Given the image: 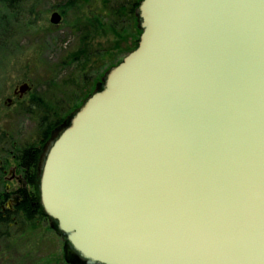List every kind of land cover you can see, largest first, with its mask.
I'll list each match as a JSON object with an SVG mask.
<instances>
[{
    "label": "water",
    "instance_id": "1",
    "mask_svg": "<svg viewBox=\"0 0 264 264\" xmlns=\"http://www.w3.org/2000/svg\"><path fill=\"white\" fill-rule=\"evenodd\" d=\"M139 18L50 147L45 214L83 264H264V0H143Z\"/></svg>",
    "mask_w": 264,
    "mask_h": 264
},
{
    "label": "rangeland",
    "instance_id": "2",
    "mask_svg": "<svg viewBox=\"0 0 264 264\" xmlns=\"http://www.w3.org/2000/svg\"><path fill=\"white\" fill-rule=\"evenodd\" d=\"M123 1L23 0L10 10L0 0V165L6 164L8 176L13 156L41 145V120L61 122L51 147L85 96L98 92L113 65L137 45L133 21H112ZM54 13L61 17L58 25L51 23ZM24 84L29 89L21 94ZM36 102L44 108H35ZM37 221L0 229L7 234L0 238V264H80L68 256L70 246L54 224Z\"/></svg>",
    "mask_w": 264,
    "mask_h": 264
},
{
    "label": "flooded vegetation",
    "instance_id": "3",
    "mask_svg": "<svg viewBox=\"0 0 264 264\" xmlns=\"http://www.w3.org/2000/svg\"><path fill=\"white\" fill-rule=\"evenodd\" d=\"M142 1L137 0L132 2L133 6L138 4L135 8L136 15L138 16ZM15 95H17L16 91L14 92ZM18 97L21 98L22 96L19 95ZM45 122L43 121V123ZM40 141L41 145L24 148L19 152V155L13 156L16 165L9 169V176L7 175L6 164L0 165V172L3 176L0 178V186L4 185L3 192L0 194V215L5 220L12 222L8 225L9 228L19 225L18 215L22 216V205L25 202H28L27 208L35 207V210L32 212L35 214V222L39 221V219H41V223H49L50 221V218L43 210L40 194V178L43 164L50 150V141L49 137H42ZM30 158H32L31 162ZM66 252L69 257H72V259L81 264V261L70 247Z\"/></svg>",
    "mask_w": 264,
    "mask_h": 264
},
{
    "label": "trees",
    "instance_id": "4",
    "mask_svg": "<svg viewBox=\"0 0 264 264\" xmlns=\"http://www.w3.org/2000/svg\"><path fill=\"white\" fill-rule=\"evenodd\" d=\"M2 1H3V3H5L7 9L9 8L10 10H12V9H14V7L16 5L20 4L23 0H2ZM137 6H138V4H136V6H133V3H132L131 0H124L122 3H120L119 5H117L116 8L113 9V12H112L113 15L111 16L112 17V21L115 24L116 23L117 24L121 23L122 25H124L126 23H130V21H133L134 22V25H136V29L138 30L139 37H138L137 45L135 46V48H133L132 50H130L129 53L132 52V51H134L137 48L138 43H139V38H140V35L142 33V30L140 28V18H139L138 15H136V12H135V8ZM121 62H119L117 65H113V67L110 69V71L113 68H115L116 66H118ZM101 89H103V86L100 87V88H98L99 91ZM92 95L85 96V98L83 100V103L79 107V109L85 104V102ZM36 98L37 97H35V100L34 101H36ZM34 105H35V108H37V107L39 109H41V108L43 109L44 108V105L41 102H36ZM77 111L75 113H77ZM45 120H46V122H45ZM43 121L45 123H43ZM70 121L71 120H69L68 122H66V124H64V128L69 125ZM59 125H61V122L60 121L54 122V124H51V122H49L47 120V118H43L41 120V122H40V131H41L40 135H41V137H44V138L45 137H49L50 138L52 136L53 132L59 127ZM62 128H63V126H62ZM27 160H28V158H27ZM31 161H32V158H30V162ZM27 203L28 202H25L22 205V216L21 215H18V221H19V225L18 226H23V225L24 226H31V225H34L35 224V218H34L35 214L32 213L35 210V207L34 208H27V206H28ZM50 222H52L51 219H50ZM11 223L12 222H10L9 220L8 221L5 220L2 217V215H0V229L1 230L4 229V228H6L8 230L9 229L8 225L11 224ZM7 230H5V231H7ZM5 231H4V233H5ZM2 236H7V234L0 235V238H2Z\"/></svg>",
    "mask_w": 264,
    "mask_h": 264
}]
</instances>
